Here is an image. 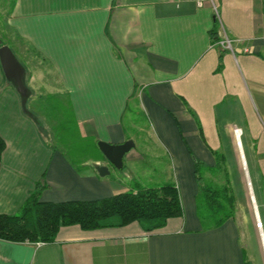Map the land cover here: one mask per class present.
Wrapping results in <instances>:
<instances>
[{"label": "crops", "instance_id": "1", "mask_svg": "<svg viewBox=\"0 0 264 264\" xmlns=\"http://www.w3.org/2000/svg\"><path fill=\"white\" fill-rule=\"evenodd\" d=\"M198 1L11 0L6 21L0 3V28L16 39L3 43L16 54L23 41L50 65L81 134L135 142L123 169L100 149L75 163L23 106L0 61V214H19L35 191L42 201L90 200L136 183L176 185L184 209L153 230L134 221L63 226L52 242L0 238V264H252L251 227L236 217L203 226L196 162L210 187L238 190L244 218L253 177L264 203V0H214L241 39L234 52L213 44L221 24L213 3ZM94 163L110 173L100 176Z\"/></svg>", "mask_w": 264, "mask_h": 264}, {"label": "trees", "instance_id": "2", "mask_svg": "<svg viewBox=\"0 0 264 264\" xmlns=\"http://www.w3.org/2000/svg\"><path fill=\"white\" fill-rule=\"evenodd\" d=\"M4 44L0 41V47ZM64 99L65 102L60 104L64 107L61 109L63 115L57 117L56 123L53 124L57 140L55 144L52 141V144L55 147H65L75 163H78V160L81 162L100 157L97 141L81 134L70 102L65 96ZM54 104L57 102L47 103L48 111L57 109ZM5 147L6 142L0 135V160ZM198 165L197 161L196 176L201 180ZM222 187H205L201 183L200 205L207 204L216 215L214 222L207 225L208 217L201 215L198 205L199 216L205 228L219 226L233 217V211L224 206L226 203L231 208L234 207L232 189L226 185ZM222 211H225L223 215ZM183 212L180 193L174 184L155 188L136 183V186L109 197L61 202L42 201L39 191H35L19 214H0V238L18 242H52L63 226L79 225L83 229L91 230L123 226L134 221L140 222L148 230H153L164 226L171 217L182 216Z\"/></svg>", "mask_w": 264, "mask_h": 264}, {"label": "rangeland", "instance_id": "3", "mask_svg": "<svg viewBox=\"0 0 264 264\" xmlns=\"http://www.w3.org/2000/svg\"><path fill=\"white\" fill-rule=\"evenodd\" d=\"M3 1L2 0L0 1V3L4 4L5 6L1 12L2 13L1 20L6 21V17L9 13V8H10L9 6L11 4V0H3ZM5 27H6L5 24L3 25L2 23V28H0V41L3 42L2 38H4L7 41L10 40H12V42L16 41V39H14L13 36L9 35V32L5 30ZM13 46L16 50V54H17L16 56H18V59L26 68L25 81L30 90V99L28 100V106H30L32 111H34V114L42 123L44 129L52 133V137H53L52 141L55 144L57 139L55 138L56 135L53 129V124L56 123L57 117H61L63 115L61 113V109L64 107H61L60 104L62 105V103L65 102L64 95L62 94L61 90L58 89V82L56 81V75L52 70V68L50 67V65L47 62H45L41 57H39L26 43H24L23 41H19L18 43L14 42ZM37 73L40 74V76H38ZM49 101H53V103H55L56 101L57 104L54 105L55 106L57 105V109H54L53 111L49 109L48 111L47 103ZM139 118L142 119L143 117L140 116ZM199 170H200L199 174L202 177V181H201L202 185L205 187H210L213 183L208 182L206 180L205 178L206 173L204 171V168L202 167ZM214 174L223 176L224 172L222 173L220 171H217ZM253 182H254V187L252 185L250 186L246 184L245 218L242 215V213H240L241 210H240V206L238 205V199H237V197L240 194L238 193L237 189L234 188L233 191L231 190V193L234 196V201H233L234 207L231 208L230 205L226 203L224 206L227 208V210L233 211V217L237 218V220L240 223V226H242L243 229L244 228L247 229L248 227H251L250 233H253V242L250 245V249H249V257L251 259V263L264 264V203H261L262 202L261 198L263 197V195L261 196L260 192L262 191V189L261 191L258 189V183L254 177H253ZM215 183L216 184L219 183L218 184L219 187L216 186ZM221 184L222 183L220 182H214L216 188L217 187L223 188ZM162 186H158L155 188H161ZM253 196L255 203L253 202ZM201 198L202 195L198 197L197 205H199L200 207L201 215L208 217L207 225H209L211 222H214V217H216V215L208 208L207 204L206 206L200 205L199 201ZM255 205L257 206L258 213H256ZM224 212L225 211H222L221 214L223 215ZM258 223H262V225L259 226Z\"/></svg>", "mask_w": 264, "mask_h": 264}, {"label": "water", "instance_id": "4", "mask_svg": "<svg viewBox=\"0 0 264 264\" xmlns=\"http://www.w3.org/2000/svg\"><path fill=\"white\" fill-rule=\"evenodd\" d=\"M0 61L6 78L12 81L22 97L23 106H26L30 97V90L25 81L26 68L8 44H4L0 47ZM98 146L106 159L115 168L123 169L124 157L135 147V142L133 139H128L121 143H111L99 140ZM94 167L100 176L104 177L110 173L108 165L94 163Z\"/></svg>", "mask_w": 264, "mask_h": 264}, {"label": "built area", "instance_id": "5", "mask_svg": "<svg viewBox=\"0 0 264 264\" xmlns=\"http://www.w3.org/2000/svg\"><path fill=\"white\" fill-rule=\"evenodd\" d=\"M207 0H199L198 4L200 6H202L204 4V2ZM211 1L214 5L215 8V14H216V20L219 21V24H221L220 26V30H219V34H217V36L214 38V42L213 44H216L218 46H220L221 48L225 49V50H229L234 52L235 50V44L237 42H240L241 39L239 38H235L232 37L224 28L222 21H221V17H220V13H219V9L217 4H215L214 0H208ZM263 42H264V36H263ZM236 131L239 133L240 129H236ZM258 225H262V223H258Z\"/></svg>", "mask_w": 264, "mask_h": 264}, {"label": "bare ground", "instance_id": "6", "mask_svg": "<svg viewBox=\"0 0 264 264\" xmlns=\"http://www.w3.org/2000/svg\"><path fill=\"white\" fill-rule=\"evenodd\" d=\"M253 202L255 203L254 196H253ZM255 210H256V213H258V209H257V206L256 205H255Z\"/></svg>", "mask_w": 264, "mask_h": 264}]
</instances>
